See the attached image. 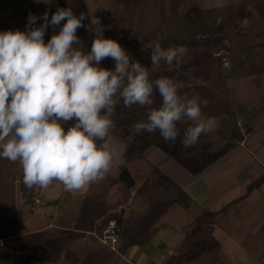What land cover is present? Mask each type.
I'll return each mask as SVG.
<instances>
[{
  "label": "rangeland",
  "instance_id": "rangeland-1",
  "mask_svg": "<svg viewBox=\"0 0 264 264\" xmlns=\"http://www.w3.org/2000/svg\"><path fill=\"white\" fill-rule=\"evenodd\" d=\"M65 1L72 6L74 15L79 17L83 13L87 17L83 21L86 26H90L91 18H98L100 23L99 25H95L93 29L100 36L106 31L113 32L114 29L110 26V20H112L116 11L123 12L122 10L126 6V2H128V0ZM150 1L157 5L159 12L157 16L160 17V20L162 22L166 21L157 30V33L159 32L156 36L158 40L164 35L165 28L163 25L181 17L186 13V9L191 6V3L188 2ZM50 4L51 2L44 3L43 0H40V2H37V0H0V32L27 31L29 14L31 13L38 18L36 22L38 24L41 20L40 17L48 10ZM198 12L194 11L192 13ZM244 13L247 14L245 15ZM244 13V15L241 14L237 17L236 15L229 16L225 21L223 19L220 21V18L214 19L212 21V28L215 29L220 24L223 25L224 30L220 36L214 39L210 38L203 42L196 40L189 44L185 42L186 44H183V46H186L189 56L187 57L186 53L178 65L174 62L173 65L168 66L163 62L164 71L154 77H150V80L153 81L158 78H169L182 84L183 87L180 89V94L188 98H197L201 102L202 113L214 118L215 123L220 124V122H223L224 117L221 114L227 111V115L234 123L226 128L228 135L223 134L225 135L226 141L224 138L219 139L221 141L214 146L215 148H211L210 153L215 156L217 155L216 153L224 148L232 149L229 145H235L237 138H245L244 132L246 127L239 129L235 124V117L240 122H244L241 114L236 115V104L239 105L242 102L249 104L252 98L255 99L254 97L257 94L260 93V96L264 94V72H258L251 76H241L239 77L240 80L236 83H229L227 82L228 80L225 81L231 77H229V72H227L226 58H223L224 56H229L230 53L237 55L243 49L247 53L256 55L264 47V32H261L262 30L264 31V16L262 15V13L264 14V6L261 3H255L252 6L249 5ZM179 14L182 15L170 17ZM120 22H123L122 19L118 20V23ZM36 24L33 27H36ZM136 30L140 40H144L145 35L148 37L147 34L140 35V32H142L141 26L137 27ZM241 30L243 35L241 34ZM120 32L118 34L125 37V33L123 31ZM255 33H257L256 36L247 39L249 37L248 34L252 36ZM260 33L262 34L258 35ZM126 39L130 43L125 44L126 46L123 45V47L133 61H139L140 58L146 56L145 51H148L146 45H135L132 42L134 40L131 39L130 41L127 35ZM256 64L261 65V62L257 58ZM100 67L114 70L115 61L106 58L100 62ZM261 98L264 99V96ZM205 101L207 102L206 106L204 105ZM160 104L161 97L158 93H155L154 104L151 107L158 108ZM244 108L246 107L243 106ZM263 109L264 107L259 108L258 112L260 111L262 113ZM148 111L149 108H144L139 105H134L132 109L123 108L122 102L121 105L117 106L116 114L112 119L120 116V118L128 121L129 126L130 124L132 125V129L125 134L126 138L124 140L118 138L116 133L110 130L109 142L120 153L123 151L125 141L126 146L128 145L134 150L136 146L140 147L150 137V134L147 133L144 135H139L135 132L132 133L135 123L147 120ZM75 123L76 121L72 120L63 124L65 131ZM187 123H189L187 124L189 126L191 122ZM185 128L187 126L184 127V131ZM241 130L244 131L243 134H240ZM248 135L249 132L247 131L246 136ZM155 139H157L156 145L159 144L161 149L170 147L169 143L164 142L161 137H156ZM9 165L4 174L6 176L5 186L1 188V191H3L2 193L4 195L7 193L17 201V223L19 225L17 229L18 231H23V234L19 235L18 239L24 242V244L18 246L19 250H15L18 253V258H20V264H84V261L90 264L92 260H89L91 256L89 257L88 253L93 248L100 246L101 242L96 237L101 235L99 231L103 228V219L109 216L111 212L113 217L117 218L120 215L121 218L116 254L126 264H163L168 259L170 264H217V262L220 264L221 261H225L227 264H260L256 259V255L260 254L262 245L251 241H240V244H236V237L241 239V237H246L247 233L244 232L243 234L242 232L241 234V230L237 231L231 226L226 228L229 224L224 221V226L220 228L218 226L220 222L214 219L212 214L208 213L205 209L201 210L200 216H197L193 223L194 230L200 232L199 236L188 238V233L185 231L182 233L181 229L189 222H193L195 218L193 219L192 215L188 213V210L179 209L177 206L169 207L167 211H162L163 215L158 216L153 208H151L153 199L151 196V198L146 197V190L143 187L138 188V186L136 187L138 189L133 190L135 185L132 184L130 173L125 166L114 169L105 179V187L109 186V183H112V179L114 178L118 181L114 193L111 192V195L108 196L103 188L100 189L97 187L100 184L99 182L94 183L95 186L92 187L87 197L82 199V202L84 200V204L81 202L78 205V209H82L78 222H84L86 224L84 228L88 224L93 225V228H87L95 229L98 234L95 235L94 233L83 234L79 232L81 229H84L79 227V225H77V230L80 229L79 231L75 230L76 228L67 231L66 229H61L60 225L59 228L53 219H55L54 215L58 216L61 209H58V207L56 210L47 205L48 201L44 197V188V190L39 187L27 188L24 185L23 170L19 163L12 164L11 162ZM123 168L126 170L123 171ZM119 188L120 190H118ZM131 191L133 192L131 193ZM37 198L41 199L42 205H34V200L37 201L36 204L39 203ZM63 200L65 201L64 198ZM144 202L146 203L145 205L149 204L150 206L147 210L144 208L146 210L145 213L142 210ZM43 203L45 204L43 205ZM119 206L125 209L124 215L120 213ZM15 214L17 215V210ZM155 221L165 226L164 229L167 234L160 237L163 240L161 239L152 244H148L149 242L147 243L146 237L151 232V224ZM49 224L53 225L50 226V228L52 227L51 229L38 233ZM138 225L141 226L139 227ZM6 228L5 226L0 227V236L4 235ZM230 231H232V234L229 233ZM170 234L173 235L170 236ZM224 235L229 237V239ZM225 239L228 241L224 242ZM146 245H148L147 248ZM222 246H227L230 250L218 252L217 249ZM238 246L240 249H238ZM252 248H254V251ZM171 249L175 250L177 256L175 255V257L171 258L167 256L166 253ZM78 250V255H80L79 260L77 262H74L75 259L70 260L69 257L74 254V251ZM161 251H164L165 254ZM216 255H220L221 260L219 258L215 259L214 257ZM26 256L30 258L28 259ZM251 256L254 257L253 260L255 262L251 260Z\"/></svg>",
  "mask_w": 264,
  "mask_h": 264
},
{
  "label": "clouds",
  "instance_id": "clouds-1",
  "mask_svg": "<svg viewBox=\"0 0 264 264\" xmlns=\"http://www.w3.org/2000/svg\"><path fill=\"white\" fill-rule=\"evenodd\" d=\"M86 18L58 8L51 20L48 12L40 17V27H33L38 18L30 13L27 31L0 32V159L19 163L27 188H48L57 181L67 191H82L119 168L124 161L109 133L121 102L126 109L149 108L147 120L134 124L136 134L158 131L164 142L175 145L179 139L184 149L215 127L197 98L180 94L182 84L150 80L148 69L118 41L97 37L87 53L74 47L81 43L77 29ZM65 20L45 43L49 24L56 27ZM99 23L91 18L88 30ZM147 47L155 67L162 61L178 65L187 53L182 45L163 48L155 42ZM109 57L114 70L100 67ZM155 93L161 97L158 108L151 107ZM72 120L76 123L65 131L63 124ZM182 121L191 123L181 138L177 124Z\"/></svg>",
  "mask_w": 264,
  "mask_h": 264
},
{
  "label": "crops",
  "instance_id": "crops-1",
  "mask_svg": "<svg viewBox=\"0 0 264 264\" xmlns=\"http://www.w3.org/2000/svg\"><path fill=\"white\" fill-rule=\"evenodd\" d=\"M156 1L180 3L188 2L191 3V6L188 7L185 12L213 11L214 14L217 15L218 18H220V20L223 19L224 21L225 19H228L229 16L231 17L233 15H236L237 17L241 14L246 15L247 13L244 12L245 9H248L249 5L252 6L255 3H261L262 6H264V0ZM182 14L170 17H178ZM262 15L264 16L263 13ZM261 32L264 31L262 30ZM261 34L262 33L258 35ZM248 35L249 37L247 39H251L252 37L256 36L257 33L252 36L250 34ZM242 46L241 48H243ZM223 58H227V56H224ZM238 80L240 79L228 78L225 81L229 83H236L238 82ZM263 96L264 94L260 96L259 93L256 97H254L256 100L252 98V101H250L249 104L247 102H242L239 105L236 104V115L238 116L239 114H241V118H243L244 122H240L237 117H235V124L239 129H243L244 127H246V130L245 132L242 130L240 131V134H243L244 132L245 138H237L235 141V145H232L233 147L229 145L232 149L224 148L220 152L216 153V156L210 153L211 148H215L214 146L221 141L219 139H225V135H228V133H226V128L230 125H233L234 123V121H231V118H229V116L227 115V111L222 112L221 114L224 117L223 122H220V124L215 123V127L211 132L202 134L200 136L197 142V148L201 150H199L198 152V155L200 154V158H198V160L204 163V165H202L200 168L199 166L192 167L186 164V162H193L194 164H197V159L188 157L190 161H186L184 160L185 156L184 159L178 157V150L184 148L181 145H177L176 143L175 145H171L169 143V148L161 149L159 144L156 145V142H153L151 145L144 148L141 153L143 158L150 164V166H152L156 170V173L160 175L158 178L159 182L167 180L170 184V190L173 192L172 195L174 199L166 204H163L160 201L152 198L153 202L151 203V208H153L158 216L163 215L162 211H167L169 207L177 206V208L179 209L188 210V213H190L193 219H195L193 220V222L191 221L188 224L184 225L182 229L180 228L181 232H187L188 238L198 237L200 232H198V230H194L193 223L196 220V217L200 216L201 210L205 209L208 213L212 214V217L214 219H217L218 222H220L218 224L220 228L224 226L223 224L225 222L229 224L226 226V228L228 226H231L237 231L241 230V234L242 232L243 234L244 232L247 233V236L241 237V239L236 237V244H240V241H251L261 244V252L260 254L256 255V259L260 264H264V109L262 113L260 111L258 112V110L259 108L264 107V99L261 98ZM261 102L263 103L260 104ZM243 106L246 108L243 109ZM187 124L189 123H186V126L189 127L190 125L188 126ZM247 131L249 132L248 136H246ZM142 145L143 144H141L140 146ZM193 147L195 148V146ZM197 148L195 149L197 150ZM112 182L114 183H109V186L105 187L104 179L103 181L99 182L100 184H98L97 187L100 189L103 188L107 195L110 196L111 192L114 193V191L116 190L115 186L118 185V181H116L115 178L112 179ZM93 186L95 185L91 184L82 191L70 192L65 190L63 185L59 182L53 181V183L48 188H44V197L45 200L48 201L47 205L55 209L58 207V209H61L58 216L54 215L55 219H53L58 227L60 225L61 229H66L68 231L75 228V230H77V225H79V227L81 228H84V226H86L84 222H78L79 214L82 210L81 208L78 209V205L82 202V199H85L87 197ZM137 186H135L133 190L138 189L136 188ZM118 190H120V188ZM132 192L133 191H131V193ZM148 195L149 194L146 192V197H150V195ZM63 198L65 199V201L63 200ZM37 199L39 200V203L36 204V201L34 200V205H42L41 199ZM16 202L17 201L15 199L13 204L15 211L17 210L15 223H0V227H7L5 230L6 232H4L5 236H0V264H2L1 260L4 256H7L11 260H16L18 262L20 261V258H18V253H16L15 250H19L18 246L24 244V242L18 239L19 235L23 234V231H18L17 229L19 225L17 223L18 209ZM44 204L45 203H43V205ZM82 204H84V200ZM145 204L146 203L144 202V205L142 207L144 213L146 212L147 208L150 207L149 204ZM119 207L120 213L123 212L121 214L124 215L125 209H122V206ZM144 208H146V210ZM100 221L102 222V220ZM47 226L42 228L38 233L45 232V230L47 229H51L52 227L50 228V226L53 225L49 224ZM102 226L104 228L105 225L102 223ZM138 226L140 227L141 225ZM87 227L93 228V225L91 226L90 224H88ZM87 227L81 230L79 229L80 231H77L82 232L83 234L94 233L95 235H98L95 229ZM151 227V232L146 237L147 243L149 242L148 244H152L155 241L161 240L162 238L160 237L167 234L164 229L165 226L163 224H159L158 221L152 223ZM102 229L99 232H101ZM229 233L232 234V231H230ZM172 235L173 234H170V236ZM2 236H4V238H2ZM226 238L229 239V237ZM226 241L228 240L225 239L224 242ZM147 246L148 245H146V248ZM227 246L218 248V252H221L222 250L229 251L230 249ZM238 249H240L239 246ZM252 249L254 251V248ZM171 250H173V254L169 255L168 253H166L170 258L175 257L176 255L175 250ZM161 252L165 254L164 251ZM29 258L30 257H28V259ZM214 258H219V260H221L220 255H216V257ZM251 258V260L255 262L253 260L254 257L251 256ZM168 260L163 264H167ZM220 264L227 263L225 261H221Z\"/></svg>",
  "mask_w": 264,
  "mask_h": 264
},
{
  "label": "trees",
  "instance_id": "trees-1",
  "mask_svg": "<svg viewBox=\"0 0 264 264\" xmlns=\"http://www.w3.org/2000/svg\"><path fill=\"white\" fill-rule=\"evenodd\" d=\"M50 2L51 4L46 11L48 12L49 20H51V16L55 14L58 8L73 9L72 6L65 0H50ZM122 11L123 12L116 11L114 13V17H112V20H110V26H112L114 29L113 32L106 31L101 36L97 34V32L93 28L91 31H89V27L86 26L85 23H83L84 27L77 29V36L80 38L81 43L79 45H75L74 47L81 49L84 53L90 52L93 40L97 37L103 36L104 38L114 39L118 41L122 48H124L123 45L130 43L129 40L126 39L127 35L130 41L131 39L134 40L132 42L135 45L142 44L148 46L149 43L159 42L163 48H168L181 45L183 46V44H189L190 42H194L195 40L198 42H203L210 38L214 39L220 36L224 30L222 24H220L215 29L212 28V21L218 18L213 11H200L198 13L186 12L181 17L164 24V35L160 40H158L156 38V36L159 34V32L157 33V30H159V27L166 21L162 22V20H160V17L157 16V14L159 13L157 10V5L152 3L150 0H128V2H126V6ZM121 19L123 22L118 23V20ZM43 23L44 21L43 19H41L39 23L36 24V27H40L41 25H43ZM64 23H66V20L62 21L61 25L56 27H53L51 24H49L45 32V43L50 40L52 35L58 34L60 28ZM139 26L142 27V32H140V35H148V37L145 35V38H143L144 40H140L138 34L136 33V29ZM120 31H123L125 33V37L118 34L121 33ZM145 52L146 56L140 58L139 62L148 69L149 76L154 77L157 74L162 73L164 71L163 61L161 62L159 67H155L151 65L150 62V49H148V51L146 50ZM188 56L189 53H187V57ZM256 58L257 60H259V62H261V65L256 64ZM226 64V69L227 72H229V77L234 79L241 76H251L258 72H264V47H262L261 51L257 52L256 55L247 53L245 52V50L239 52V54L237 55L230 53L226 58ZM113 121L114 127L111 129V131L115 132L118 138L124 140L126 138L125 134L132 129V125L130 124L129 126L128 121L120 118V116L114 117ZM186 123L187 122L182 121L177 124L181 138L184 133V127L186 126ZM134 132L135 131L132 130V133ZM156 137H161L158 131L151 133L150 137L146 141H144L143 145L140 147L136 146L134 150H132V148L128 145L126 146L125 141V146L122 152V160L124 161V163L121 166H125V168H127L128 172L130 173V179L133 185H138V188L143 187L153 199L166 204L174 199L172 195L173 192L170 190L169 182L167 180L159 182L158 178L160 175L156 173V170L152 166H150V164L141 155L144 148L151 145L153 142H156L157 139L154 140V138ZM176 144L181 145L179 139L176 141ZM194 146L195 148H197V143ZM195 148L192 147L188 150L181 148V150H178L177 155L181 159H184L185 156L184 160L186 161L189 160L188 157L197 159V164H194L193 162H186V164L192 167L199 166L200 168L202 165H204V163L198 160V158H200V154L198 155L200 149L197 148L196 150ZM2 162H4L5 165L2 164ZM9 164H11L10 161L6 159H0V223H15L16 221L13 197H10L7 193H5L4 195L2 193L3 191H1V188H4L5 186L6 176H4V174L7 168L10 166ZM122 170L124 171L126 169ZM10 193L12 194V192ZM111 218L115 217H113L112 214L106 216L104 218L105 221L103 219V224L106 226L107 222ZM115 219L117 220L118 227L120 228V215ZM78 252L79 250L74 251V254H72L69 259H75L74 262H77L80 256L78 255ZM88 254L89 257L91 256L89 260H92L90 264H126L123 259L116 254V252L112 251L109 247L103 244H100V246L93 248ZM1 263L19 264L18 261L11 260L7 256L3 257ZM84 264L88 263L84 261ZM167 264H170V262L168 261Z\"/></svg>",
  "mask_w": 264,
  "mask_h": 264
},
{
  "label": "built area",
  "instance_id": "built-area-1",
  "mask_svg": "<svg viewBox=\"0 0 264 264\" xmlns=\"http://www.w3.org/2000/svg\"><path fill=\"white\" fill-rule=\"evenodd\" d=\"M96 238L101 242V244L109 247L112 251L117 252L116 245L119 238V227L117 220L115 218H111L107 222L106 226L102 229L101 235ZM168 254H173V251L169 250Z\"/></svg>",
  "mask_w": 264,
  "mask_h": 264
},
{
  "label": "water",
  "instance_id": "water-1",
  "mask_svg": "<svg viewBox=\"0 0 264 264\" xmlns=\"http://www.w3.org/2000/svg\"><path fill=\"white\" fill-rule=\"evenodd\" d=\"M112 183H114V182H112ZM121 213H123V212H121Z\"/></svg>",
  "mask_w": 264,
  "mask_h": 264
}]
</instances>
